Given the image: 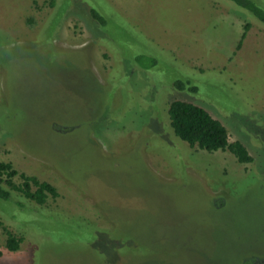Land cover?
<instances>
[{
	"label": "rangeland",
	"instance_id": "374dc122",
	"mask_svg": "<svg viewBox=\"0 0 264 264\" xmlns=\"http://www.w3.org/2000/svg\"><path fill=\"white\" fill-rule=\"evenodd\" d=\"M173 100L252 161L176 138ZM0 161L57 193L0 199V264H264V25L226 0H0Z\"/></svg>",
	"mask_w": 264,
	"mask_h": 264
},
{
	"label": "trees",
	"instance_id": "16d2710c",
	"mask_svg": "<svg viewBox=\"0 0 264 264\" xmlns=\"http://www.w3.org/2000/svg\"><path fill=\"white\" fill-rule=\"evenodd\" d=\"M226 1L249 13L264 25V10L257 6L255 0ZM88 13L95 23L104 25L105 21L101 15L94 10H89ZM247 29L248 24H245L238 45L244 38ZM187 85L188 83H175V87L181 90ZM189 89L192 90V87ZM166 114L173 135L189 148H196L207 153L226 151L232 155L238 164H248L252 161L245 146L237 140L229 142L223 125L212 118L205 110L184 101L173 100L167 104ZM16 174L10 163L0 161V199L7 200L11 193H16L20 198L40 207L44 205L47 198L54 199L57 197L55 189L50 184L40 182L33 176L20 173L18 174L20 183L18 185L14 184L13 178ZM0 228L6 236V250L9 252L16 251L21 238H14L6 231L1 221Z\"/></svg>",
	"mask_w": 264,
	"mask_h": 264
}]
</instances>
